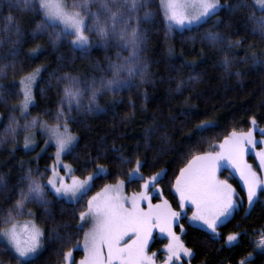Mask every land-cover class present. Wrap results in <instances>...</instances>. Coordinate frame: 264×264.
Returning a JSON list of instances; mask_svg holds the SVG:
<instances>
[{
  "label": "trees",
  "instance_id": "16d2710c",
  "mask_svg": "<svg viewBox=\"0 0 264 264\" xmlns=\"http://www.w3.org/2000/svg\"><path fill=\"white\" fill-rule=\"evenodd\" d=\"M65 2L71 6L73 0ZM220 2L226 7L206 23L177 32L165 28L159 0H146L152 15L145 18L141 8L129 21L142 36L135 50L116 37L103 39L94 32L89 34L88 51L74 50L70 37L54 41L52 29L37 30L40 15L13 9L24 34L13 57L9 40L15 37L3 31L0 19V68L4 69L0 71V96L4 97L0 102V216L14 205L21 189L27 191L25 177L29 173L46 186L53 149L38 155L37 150L22 148L24 135L41 121L63 125L66 120L77 137L75 147L64 157L75 176L84 179L95 173L98 165L104 167L106 174L94 178L90 194L105 184L126 180L139 159L145 178L164 170L159 186L173 202L175 177L193 152L210 150L233 129L247 131L252 117L255 127L264 128V63L254 62L252 56L255 52L256 60L264 58V39L258 30L253 31V0ZM241 3L244 7H236ZM7 12V7L0 9V17ZM255 16L259 18L261 13L256 11ZM208 32L219 33L224 43L213 46L205 39ZM236 40L238 46L229 44ZM37 45L39 52L32 56L30 50ZM225 56L231 62L227 71ZM117 64L126 65L117 78L119 84L102 87L113 78L112 66ZM127 67L133 69L132 74ZM37 68L40 72L33 82L32 104L25 114L20 107L19 83ZM72 79L81 92L79 106L75 101L70 106L64 93ZM94 90L95 101L90 104ZM201 121L212 123L206 131L198 130ZM10 127L15 128V134ZM138 190V181L127 183L128 192ZM240 194L242 206L238 201V207L215 233L190 227L185 221L183 231L175 228L193 252L183 264H264V250L257 247L264 234V202L257 200L246 213L245 197L242 191ZM45 199L47 205L30 201L24 209L34 213L45 231L37 264H62V253L81 241L85 231L79 229L78 219L85 199L70 204L57 199L47 187ZM57 233L64 239H56ZM230 234L238 236L237 242L226 245ZM3 244L0 241V260L16 264ZM164 245V240L155 236L149 250L159 252ZM74 255L79 259L82 253L75 250Z\"/></svg>",
  "mask_w": 264,
  "mask_h": 264
},
{
  "label": "snow or ice",
  "instance_id": "6c2138e0",
  "mask_svg": "<svg viewBox=\"0 0 264 264\" xmlns=\"http://www.w3.org/2000/svg\"><path fill=\"white\" fill-rule=\"evenodd\" d=\"M96 10H93V6ZM7 7L6 15L0 17L4 21L3 31L14 36L9 43L11 48L9 54L17 56V46L22 43L23 32L21 31L18 18L13 15V9L38 14L42 17L37 24V30L46 32L49 29L55 40L62 36H71V43L81 51H86L90 43L89 34L95 33L98 37L107 39L110 36L130 44L135 50L138 42L142 41L141 33L137 27L132 26L131 21L138 10L145 9V18L152 15L147 8L146 0H73L71 6L64 0H0V9ZM160 7L163 10L164 18L168 27L173 25L184 27L193 22L206 23L218 11L225 8L220 0H160ZM236 7H244L238 4ZM253 16L251 17L261 38L264 39V0H253L250 6ZM259 11L261 16L257 18L255 12ZM138 19V17H137ZM213 46L222 45L224 38L217 32H208L205 36ZM239 45L240 41H229V44ZM40 46L30 50L32 56L39 52ZM252 56L254 62L264 63V58L256 60V53ZM227 56L224 57V68L227 71L230 67ZM7 65H5V68ZM113 78L102 84V87L118 85L119 73L126 65H113ZM129 74L133 69L127 67ZM0 71H4L0 68ZM40 69L28 73L20 80L23 99L20 103L21 111L27 109L32 101V84ZM141 77L145 73L140 71ZM239 75V73H237ZM65 96L69 105L75 101L80 104L81 92L74 79L66 85ZM96 91L92 92L91 102L95 101ZM4 97L0 96V102ZM63 113L57 115V121ZM15 123V121H14ZM36 121H33L35 124ZM211 121H201L196 127L198 130L206 131ZM252 125L256 124L255 117L251 118ZM57 123L49 127L50 134L56 141V156L59 160L60 154L73 144L75 137L68 131L67 121L63 124V131ZM9 131L15 134V128L10 127ZM264 133V129H261ZM30 139L25 137V148L29 146ZM264 143V140L260 141ZM257 141L253 137V129L236 131L226 135L218 144L210 146V150L193 152L179 174L175 177L172 187L179 197V207L184 209L187 205L192 206L190 220L201 222L213 233L222 217H227L238 207L237 193L228 180H221L217 173L223 167H230L239 175L246 190L249 205H253L259 198L258 194L264 195V176L248 164L244 159L249 149L255 150ZM259 160V169L264 172V148L256 151ZM128 162V161H125ZM144 165L139 159L135 161V168L129 173L130 177H139L143 180L142 191L134 192L131 196L124 193V181L117 180L115 184H105L104 188L87 201V207L79 211V229L83 230V240L77 241L62 253L63 264H77L73 259V248H81L83 256L78 264H157L156 252H150L149 241L152 239L154 229L166 234L168 243L164 245L166 258L161 264H179L182 257H191L192 249L185 246L184 242L173 231V225L181 215L174 210L167 200L153 204L149 189H157L164 170L148 176L140 175ZM67 168V166H65ZM99 172H104L102 165L97 166ZM27 180V191H20V196L15 200L14 205L9 208L3 216H0V241L3 247L15 260L16 264H37L46 239L44 229L37 223L34 213L29 209L25 213L27 202H36L47 205L45 199L46 186L31 173L25 177ZM92 179L89 175L81 179L75 175L68 183L64 178L59 177L53 168V175L47 178V186L55 193L57 198L67 199L70 202H79L86 195L88 181ZM146 203V207L143 206ZM20 217H26L23 220ZM183 231V225L180 226ZM237 238L236 234L227 237L229 243ZM56 239H64L58 233ZM257 247L264 250V234L260 235ZM251 255V254H249ZM0 264H4L0 260ZM241 264H244L242 261Z\"/></svg>",
  "mask_w": 264,
  "mask_h": 264
},
{
  "label": "rangeland",
  "instance_id": "374dc122",
  "mask_svg": "<svg viewBox=\"0 0 264 264\" xmlns=\"http://www.w3.org/2000/svg\"><path fill=\"white\" fill-rule=\"evenodd\" d=\"M64 2H65V0H64ZM159 7H160V0H159ZM160 11H161L162 19L164 21L165 28L168 31L181 32L183 30H189V29L198 27L199 25H201L203 23L202 22V23L198 24L196 22H193L191 25L186 24L184 27L173 25L171 28H169L168 27V22L164 18V13H163V10H162L161 7H160ZM68 37H70V45H71L72 49L77 50V51H81L79 48L74 47L72 45V43H71L72 37L71 36H68ZM90 48H91V42L87 46V50L86 51H88ZM19 85H20V83H19ZM33 85H34V83L32 84V89H33ZM20 95H21V99H23V92H22V89H21V85H20ZM31 104H32V101L29 103L27 109L24 110L23 113L27 114L28 109L31 106ZM50 126H54V125H49L48 123H46L44 121L39 122V124H38V126H37V128L35 130H32V131H30V132H28L27 134L24 135L22 148L25 151H35V150H37L38 151V155H42V154H44L47 151L48 148H52L53 149V153H52L53 161H52L51 166L48 169L49 176L53 175V168H55V171H56L57 175L59 177L64 178L66 182L70 183L72 176L75 175V174H74L73 167L65 162L64 157L75 147L76 142H77V137L75 135H73L70 132L69 128H68V131L75 137V139L73 141V144L70 146V148L66 149L64 152H62L60 154V157H59V160H58L57 156H56L57 145H56L55 139L50 134V131H49V127ZM60 126H61L60 130L63 131V125H60ZM251 128L253 129V137L257 141V147H256L255 150L250 148L249 151L247 152V154L245 155L244 159L247 161L248 164L252 165V167L258 172L259 175L264 176V172H261L260 169H259V160L256 157V151H259L260 148H264V143H260V141L264 140V133L261 132V129H264V128H257V127H255V125H252ZM26 136L31 141L27 148H25V146H24L25 145V137ZM222 140H220V141H222ZM220 141H218L215 144H218ZM65 166H67V168ZM104 174H106V170L104 172H99L98 169H97V171L91 175L92 179L90 181H88V190L86 192V195H84L83 198H82V199H85V208L87 207L88 199L90 197L96 195V193H97L96 192L94 194H90V189L92 188V184H93L94 178L97 177V176H102ZM140 175H141V172H140ZM217 175H218V177L221 180L226 179V180H228V182L230 184H232L233 188L236 190V193H237L236 199H237V201H239L240 206H242V203L240 201V200H242V197H241V194H240L241 191H242V193L244 194V197H245V212L248 213L255 203L253 205H251V206L249 205L248 200H247L246 190L244 189L243 182L240 180L239 175L234 171V169H232L230 167L221 168L218 171ZM123 181H124V189L123 190H124V193L126 195L131 196V194L134 193V191L133 192H128L127 191V183L128 182L130 183V182H133V181H138L139 182V190L135 191V192L142 191L141 185L143 184V180L140 179L138 176L137 177H130L128 175L127 179L123 180ZM115 183H111V184H115ZM46 187L56 197L55 193L50 189V186H47V182H46ZM103 188H101V189H103ZM101 189L98 192H100ZM149 191L151 193V199H152L153 204L160 203L162 200H167L174 210H176V211L181 213L178 221L176 223H174V225H173V231L174 232H175V228L176 227L181 229L180 226L183 224L182 223L183 221H185V223L187 225H189L190 227L197 228V229L203 230V231L208 232V233L212 232L210 229L207 228V226L203 225L201 222L190 220V217L192 215V210H191L192 206L190 204L187 205L184 209H180V207H179V197L176 195L174 188H172V193H173V195L175 197V202L171 201L168 197L165 198L164 192L161 190L160 186L157 189H149ZM239 191H240V193H239ZM258 196H259V198L257 200H261L262 202H264V195L258 194ZM57 199L63 200V201H65L67 203H70V204L77 203V202H70L66 198L65 199L57 198ZM143 206L146 207L147 206L146 203ZM230 216L222 217L221 221L218 223L217 227L222 225L223 223H225L230 218ZM86 230H87V227H85V231ZM176 235L179 236L180 239H181V234L176 233ZM155 236L158 237V238H162L164 240L165 244L168 243L167 235L160 233L159 229H154L153 230V234H152V239L149 241V248H150V245L152 244ZM237 238H238V236H237ZM237 238L232 243H229L228 240L226 239L225 244L226 245H232L235 242H237ZM82 240H83V236H82L81 242H82ZM75 250H80L81 253H82V256H83V250H82V247L81 248H77V249H73V259L78 264V261L82 258V256L79 259H75V255H74V251ZM156 253H157L156 262H157V264H161V261H163L166 258V252H165L164 247H163V249H161L159 252H156ZM189 259H190V257H182V260L179 262V264H183V262L188 261ZM62 264H63V262H62Z\"/></svg>",
  "mask_w": 264,
  "mask_h": 264
}]
</instances>
